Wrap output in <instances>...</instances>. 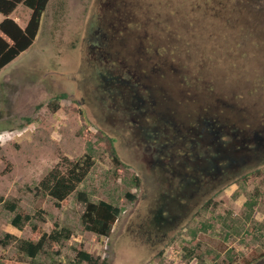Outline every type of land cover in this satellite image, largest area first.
Listing matches in <instances>:
<instances>
[{
  "label": "rangeland",
  "instance_id": "rangeland-1",
  "mask_svg": "<svg viewBox=\"0 0 264 264\" xmlns=\"http://www.w3.org/2000/svg\"><path fill=\"white\" fill-rule=\"evenodd\" d=\"M10 18L25 28L31 11L19 5ZM138 50L157 51L167 73L202 76L189 101L177 80L161 83L188 101L185 116L226 99L249 136L264 124V0H49L33 44L0 71V243L7 234L33 237L37 221L18 230L17 212L43 210L48 233L59 223L73 235L35 260L20 257L17 240L0 244V264H75L79 251L98 264H264V165L206 199L205 192L185 198L168 187L173 179L165 172L186 157L183 145L155 153L166 164L150 166L146 134H159L144 122L150 115L133 121L134 84L102 88L103 74L130 77V54ZM147 67L141 60L139 73ZM87 154L94 167L68 207L57 208L39 183L63 159ZM77 192L122 209L109 238L95 241L85 230ZM12 202L17 212L5 207Z\"/></svg>",
  "mask_w": 264,
  "mask_h": 264
},
{
  "label": "flooded vegetation",
  "instance_id": "flooded-vegetation-1",
  "mask_svg": "<svg viewBox=\"0 0 264 264\" xmlns=\"http://www.w3.org/2000/svg\"><path fill=\"white\" fill-rule=\"evenodd\" d=\"M155 44L154 48H161L160 43ZM157 53V51L148 53L139 50L138 52L133 51L130 57L134 58L129 61L130 72L128 74L133 81L129 78L111 79L108 78V75L103 74L102 80L104 83L101 85L103 89L119 87V90L122 91L123 87L134 84L131 87V93H134L135 102H132V107H129L131 113L134 114L133 121L142 123L143 119L150 115L151 117L149 118L148 116L144 122L152 127L151 132L156 134L158 132L159 134L156 137L148 131L146 134V137L150 136L152 140L149 145L151 153L148 156L149 159L153 160L150 166L152 164V167L157 164H166L161 159L153 158L155 153L161 156L163 151H166V148H175L173 146H176L178 149L180 145H183L186 157L180 159L177 163H173V167L169 164L171 169L168 168L165 171L169 172L170 176H172L170 179H173L168 187H173L176 191L189 194L188 198L194 197L195 193L205 192L207 193L204 194L205 199L208 194H216L218 191L221 192L231 187L234 184V180L258 171L256 168L264 165V159L262 158L264 155L249 159L248 156L241 154L243 149H241V152L235 151L237 147H242L247 143L249 128L244 126L247 121L245 119L242 121V118L240 122L232 119L230 112L232 106L226 99V102L220 101L218 104L205 102L203 105L197 106L202 112L201 115L191 116L188 114L185 116L183 109L189 99L195 98L196 94L193 87L190 86H194L196 91L199 90L197 82L202 76L181 72V69L184 68H181L177 73L165 72L163 70V60L158 57ZM141 60L147 61V72L139 73V62ZM155 60L157 61L156 63L154 62ZM152 76L158 77V79L153 81H160V83L155 84L149 81V84H143V86L145 85L143 87L141 80H149ZM169 79L177 80L181 88L188 92L186 95L188 101H184L182 97L174 98L173 90L161 86L163 81L165 82ZM144 89H147V91H144ZM143 92L146 97L141 96ZM142 108H145V111H142ZM137 119H140V121H137ZM150 123L154 125L152 126ZM263 125L257 126L254 136H251L252 142L260 144V135L264 130ZM258 127L263 128L261 130ZM135 129L140 128L136 127ZM138 133L142 132L139 131ZM220 133L225 136H231L230 141L227 137H225V141H220ZM200 136H204L202 139L204 142L201 145L202 147L197 149L195 147L197 141L202 142L198 140ZM238 136H240V139H238ZM233 145L235 148H230ZM190 152H193L194 158H190ZM175 178H177L178 182L175 181ZM184 212L186 211L184 210Z\"/></svg>",
  "mask_w": 264,
  "mask_h": 264
},
{
  "label": "trees",
  "instance_id": "trees-1",
  "mask_svg": "<svg viewBox=\"0 0 264 264\" xmlns=\"http://www.w3.org/2000/svg\"><path fill=\"white\" fill-rule=\"evenodd\" d=\"M48 2L49 0H0V15L4 17V20L0 23V32L6 37L4 38L0 35V71L33 44ZM19 5H24L31 11V18L25 28L20 27L16 21L10 18ZM155 18L157 17L154 16L153 19ZM143 32L147 33L145 30ZM141 40L142 39H140V41ZM141 42L145 47L144 49L148 51L149 48L147 46L149 44H146L144 40ZM154 62L156 63L157 61L155 60ZM181 72L190 73L188 70L184 69H181ZM219 136L220 141H225V137H227L229 141L231 139V136H225L222 133H220ZM203 137H198V140L202 142L197 141L195 146L197 149L202 147L201 145L204 142V140H202ZM260 137V144H256L252 142V138L249 136L247 143L242 147H237L235 151L241 152V149H243L241 154L248 156L249 159L264 155V131ZM238 139H240V136H238ZM230 148L234 149L235 146H230ZM189 156L190 158H194L191 152ZM94 165L95 160L90 154L83 156L77 161H70L65 158L62 163L49 171L41 180L37 189L47 193L55 201L57 208L68 207L69 197L77 191ZM182 194L185 198L189 195L185 192H182ZM128 197L130 200H134L133 196L128 195ZM179 197L181 198V193ZM77 198L79 202L85 206L84 213L81 217L85 230L93 234V239L95 241L109 238L122 213V209L106 201L93 203L89 200L85 192H77ZM5 207L11 212H17L19 209L17 202L6 203ZM45 216L46 213L43 210H39L35 216L17 212L12 221V225L18 230H23L34 220L37 221V224L32 225L33 237L27 240H18L13 235L7 234L0 244L4 247L8 246L12 240H17V248L20 257L22 259L30 258L35 260L44 251L45 247L60 244L63 241L71 239L73 235L72 231L68 228L61 227L59 223H55L52 232L48 233L43 228V225L46 223ZM84 262L88 264L99 263L98 259L94 258L88 252L79 251L75 259V264H82ZM8 264H21V262L13 261Z\"/></svg>",
  "mask_w": 264,
  "mask_h": 264
}]
</instances>
